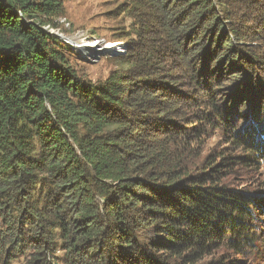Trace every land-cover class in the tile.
Here are the masks:
<instances>
[{
    "label": "trees",
    "instance_id": "16d2710c",
    "mask_svg": "<svg viewBox=\"0 0 264 264\" xmlns=\"http://www.w3.org/2000/svg\"><path fill=\"white\" fill-rule=\"evenodd\" d=\"M121 1L126 67L95 84L44 30L60 0H0V264H249L264 195L230 180L264 166V0Z\"/></svg>",
    "mask_w": 264,
    "mask_h": 264
},
{
    "label": "rangeland",
    "instance_id": "374dc122",
    "mask_svg": "<svg viewBox=\"0 0 264 264\" xmlns=\"http://www.w3.org/2000/svg\"><path fill=\"white\" fill-rule=\"evenodd\" d=\"M60 2L62 3L63 11L54 19L52 23L55 26L60 27L61 31L73 40L79 39V37L84 36V34L88 35V37H86L88 40V47L83 49V51L68 49L64 47L62 43L63 41L61 42V40H58L65 48V50L63 49L65 54L79 75L88 82L98 84L104 83L114 73H122L126 66L121 63L118 58L119 55L127 53V42L130 38L120 40L124 45L120 43L122 46L119 51L116 52L109 50V48L112 49L111 47L115 45L112 44V42L119 43L118 40L121 39L119 36L127 34L131 27V23L133 22V20L128 17L125 12H123L121 7L122 1L60 0ZM62 18H66L67 21L62 22ZM98 42L100 45L107 44L105 49H103V52L101 50H96L99 45ZM253 48L257 50L254 54L255 57H257V65L253 71L254 74L261 79L260 83H262V85L259 86L264 91V42L259 41L257 44L253 45ZM257 77H255V82L257 81ZM224 83H228V85L223 87L221 90H218L219 87L215 88L218 93L217 99L220 100V104L224 102L225 95H223V93L231 91L229 84L232 83L226 76ZM231 106L232 103L229 104V107ZM243 109L244 107L242 110ZM248 120L249 119H246V121L243 120L241 122L242 124L238 125V128L244 129L247 127L248 124L246 122ZM224 133V129L216 128L215 130H211L206 153L221 149L225 146ZM233 177L234 179L230 180L231 187L240 190H253L264 195L263 165L251 169L247 167H239ZM262 222V220L257 219L252 223L258 232L264 228V224ZM248 259L249 264H264V243L262 241L259 243L256 251L253 252Z\"/></svg>",
    "mask_w": 264,
    "mask_h": 264
},
{
    "label": "built area",
    "instance_id": "2783aa9c",
    "mask_svg": "<svg viewBox=\"0 0 264 264\" xmlns=\"http://www.w3.org/2000/svg\"><path fill=\"white\" fill-rule=\"evenodd\" d=\"M61 21L62 22H66L67 19L66 18H62ZM66 24H68V23H66ZM44 30L47 31L52 37H54L56 39L58 38L57 40H61V42L63 41L62 43H63L64 47L77 51L72 46V43H74L75 40H73L68 35H65V33L61 31L60 27L55 26L53 23L52 24L48 23V24L44 25ZM84 36H88V35L84 34ZM89 40H90V36H89ZM120 42H122V41H120ZM106 45L107 44H104V45L101 44L100 45V43H99V45L97 46L96 50H101L103 52L104 46H106Z\"/></svg>",
    "mask_w": 264,
    "mask_h": 264
},
{
    "label": "bare ground",
    "instance_id": "6f19581e",
    "mask_svg": "<svg viewBox=\"0 0 264 264\" xmlns=\"http://www.w3.org/2000/svg\"><path fill=\"white\" fill-rule=\"evenodd\" d=\"M85 37V38H84ZM88 36H82V37H79V39H75L74 43H72V46L76 49V50H81L83 51V49H85L86 47H88V40L87 38ZM67 39V38H66ZM119 43H122V42H119ZM123 44V43H122ZM124 45V44H123ZM107 46V45H106ZM104 46V49L105 47ZM116 49V48H115ZM121 49V48H120ZM119 49V50H120ZM108 50V49H107ZM111 51V49H109ZM117 50V51H119ZM87 51V50H86ZM116 51V52H117ZM110 53V52H109Z\"/></svg>",
    "mask_w": 264,
    "mask_h": 264
}]
</instances>
